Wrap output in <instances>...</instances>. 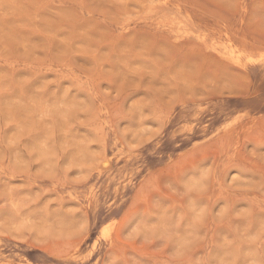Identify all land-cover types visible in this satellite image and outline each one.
Segmentation results:
<instances>
[{
    "label": "rangeland",
    "instance_id": "obj_1",
    "mask_svg": "<svg viewBox=\"0 0 264 264\" xmlns=\"http://www.w3.org/2000/svg\"><path fill=\"white\" fill-rule=\"evenodd\" d=\"M0 264H264V0H0Z\"/></svg>",
    "mask_w": 264,
    "mask_h": 264
}]
</instances>
